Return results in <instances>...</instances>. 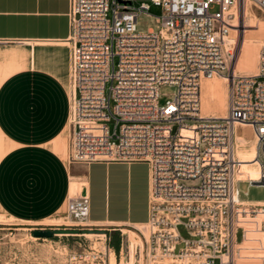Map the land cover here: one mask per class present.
<instances>
[{
  "label": "built area",
  "instance_id": "2783aa9c",
  "mask_svg": "<svg viewBox=\"0 0 264 264\" xmlns=\"http://www.w3.org/2000/svg\"><path fill=\"white\" fill-rule=\"evenodd\" d=\"M134 1H140L138 8ZM245 1L70 0L67 160L146 163L149 233L138 230L133 252L128 236L117 255L105 238L68 252L64 264H237L241 255L264 264V201L241 199L239 193L241 182L264 186V48L256 74L235 75L228 66L233 52L225 46L228 19ZM249 1L264 11V0ZM147 2L159 6L161 15L157 30L141 32L137 19L150 16ZM217 75L229 84L227 115L203 117L201 80ZM163 85L176 92L160 105ZM235 124L252 129L256 178H243ZM66 212L79 229L101 225L88 219L86 194L68 197ZM249 232L259 236L250 240Z\"/></svg>",
  "mask_w": 264,
  "mask_h": 264
},
{
  "label": "crops",
  "instance_id": "0c3cea01",
  "mask_svg": "<svg viewBox=\"0 0 264 264\" xmlns=\"http://www.w3.org/2000/svg\"><path fill=\"white\" fill-rule=\"evenodd\" d=\"M69 11L70 0H0V213L16 223L42 224L66 208L75 182L74 195L89 199V221L116 227L108 241L111 231L124 241L123 230L138 236L136 226L148 222V166L66 161Z\"/></svg>",
  "mask_w": 264,
  "mask_h": 264
},
{
  "label": "rangeland",
  "instance_id": "374dc122",
  "mask_svg": "<svg viewBox=\"0 0 264 264\" xmlns=\"http://www.w3.org/2000/svg\"><path fill=\"white\" fill-rule=\"evenodd\" d=\"M249 3L250 13L242 17V11L240 10V5L232 11L231 17L228 19V31L227 37L234 39L236 35L237 41L236 45H228L226 48L233 52V57L228 63L230 67L231 62L237 60L238 50L242 43V38L252 37L254 51L251 55V65L248 68L243 67V65L237 64V75H254L257 72L258 55L262 48H264V11L260 10L254 3L247 0ZM140 1L132 2L134 8H138ZM149 9L148 13L140 14L137 19V29L141 32H146L148 29L157 30L158 23L155 21L156 17L161 15V8L150 2H147ZM241 4V3H240ZM239 11V13H238ZM237 14V15H236ZM241 14V15H240ZM238 21V22H237ZM239 23L240 28H235L236 23ZM234 24V25H233ZM235 29L238 31L235 32ZM241 29V32L240 30ZM241 37V38H240ZM247 44V42H245ZM116 63V58L114 59ZM222 75L227 74V70L221 71ZM108 86L106 85V95L108 92ZM70 89H72L71 79H70ZM176 92V87L172 85H163L159 88V104L162 105L171 95ZM112 100H110L109 105L112 106ZM192 120H187V123H191ZM110 132L113 131L114 121L111 120L107 123ZM177 124L172 125V133L174 134L177 129ZM254 146V141H253ZM66 161L67 156H66ZM184 184L195 186L198 185V180H185ZM77 185L73 186L72 191H70L69 197L74 196ZM239 193L240 198L250 201H264V186H248L246 182L239 183ZM61 220H60V219ZM54 219V220H53ZM63 220V221H62ZM67 220V221H66ZM50 223V224H49ZM73 220L70 219L66 212L65 206L61 211L50 220L43 222L42 224L30 225L16 223L10 219H7L0 213V264H64L65 257L68 252L72 250H79L83 248H88L89 246H98L106 238V245L112 250L117 244L120 245V240L122 238L121 232L111 231V239L108 241L107 232L113 227L108 224H101L97 227L79 229L73 225ZM121 229H129L126 227H120ZM54 230V229H65L71 231H77L78 233L73 234H57L51 238H38L32 235L34 230ZM139 230L147 235L149 233V227L139 228ZM132 231L136 232L132 229ZM181 234L186 236L184 231L180 229ZM100 233L105 234L106 237H87L83 236L85 233ZM137 233V232H136ZM126 236L124 235V249L126 248ZM237 240L240 239V235L237 234ZM135 239L138 241L137 237ZM120 248V246H119ZM119 251V250H118ZM118 252H115L117 255ZM124 260V259H123ZM214 264H218L215 260Z\"/></svg>",
  "mask_w": 264,
  "mask_h": 264
},
{
  "label": "bare ground",
  "instance_id": "6f19581e",
  "mask_svg": "<svg viewBox=\"0 0 264 264\" xmlns=\"http://www.w3.org/2000/svg\"><path fill=\"white\" fill-rule=\"evenodd\" d=\"M247 2L248 1H245L240 4V10L242 11V17L250 13L249 3ZM237 22H235L236 23L235 28L237 27L240 28L239 23ZM239 30L241 32V29ZM235 32L238 33L236 29H235ZM237 37L238 35H236L234 39L225 37V46L228 47V45H231V44L236 45ZM253 40H252V37L244 36L242 38V43L238 50L237 60L234 62V64L232 61L229 67L231 73H234L235 75L238 74L236 70L238 63L240 65H243V67L245 68H248L251 65V63L253 62L251 61V55L254 51V47L252 46ZM245 42H247V44H245ZM228 92H229V84L225 76L217 75L210 79L201 80L200 115L203 117H220V118L226 117L227 109H228ZM233 136H234L235 147H236L235 154L238 160L241 162V165H242L241 172L243 173V178L244 179L256 178L255 164L252 163V160L254 158V146H253L254 135H253L250 125L235 124L233 128ZM72 185L74 186L77 185V187H80L78 186L79 184H76L75 182H72ZM146 226L147 225H137L136 227L139 229V228H144ZM245 228L247 229L249 228V226L245 225ZM67 231L69 230H66L63 233H57V234H65L67 233ZM122 232L127 234L128 241H129V249L131 252H133L135 245L140 243V240L137 234L133 232L132 230L131 231L123 230ZM68 234H73V233H67V235ZM83 236H86V238L94 237V236L100 237V238L104 237L103 234L92 233V232L85 233ZM146 236L147 235H145V237ZM257 236L259 235L253 232H249L248 238L252 240L256 238ZM135 237H137L138 241L135 239ZM257 256H260V254L254 255L253 257H257ZM244 257H248V256L241 255L240 258H238L237 264H258L259 262L256 258L246 259ZM110 260L111 262H114V255L112 254V252L110 254Z\"/></svg>",
  "mask_w": 264,
  "mask_h": 264
},
{
  "label": "water",
  "instance_id": "95a60500",
  "mask_svg": "<svg viewBox=\"0 0 264 264\" xmlns=\"http://www.w3.org/2000/svg\"><path fill=\"white\" fill-rule=\"evenodd\" d=\"M65 229H54V230H34L32 231V235L34 237H38V238H51L53 236H55L57 233H63L65 232ZM67 233H78L77 231H67Z\"/></svg>",
  "mask_w": 264,
  "mask_h": 264
},
{
  "label": "trees",
  "instance_id": "16d2710c",
  "mask_svg": "<svg viewBox=\"0 0 264 264\" xmlns=\"http://www.w3.org/2000/svg\"><path fill=\"white\" fill-rule=\"evenodd\" d=\"M118 246H119V244H117V245L115 246V250H116V251L118 250Z\"/></svg>",
  "mask_w": 264,
  "mask_h": 264
}]
</instances>
